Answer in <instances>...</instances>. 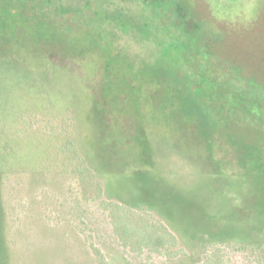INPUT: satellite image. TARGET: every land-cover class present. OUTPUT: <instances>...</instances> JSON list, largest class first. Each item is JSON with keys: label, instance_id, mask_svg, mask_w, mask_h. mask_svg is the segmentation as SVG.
Wrapping results in <instances>:
<instances>
[{"label": "rangeland", "instance_id": "1", "mask_svg": "<svg viewBox=\"0 0 264 264\" xmlns=\"http://www.w3.org/2000/svg\"><path fill=\"white\" fill-rule=\"evenodd\" d=\"M167 1L191 12L195 33L177 32L178 13L121 0L0 32V99L77 98L94 179L110 194L96 198L70 176L11 181L7 205L38 212L11 235L0 209V264H139L116 238L145 241L136 222L159 224L160 208L183 223L170 247H184L183 264H199L213 242L263 241L264 0ZM218 248L226 264H248Z\"/></svg>", "mask_w": 264, "mask_h": 264}, {"label": "trees", "instance_id": "2", "mask_svg": "<svg viewBox=\"0 0 264 264\" xmlns=\"http://www.w3.org/2000/svg\"><path fill=\"white\" fill-rule=\"evenodd\" d=\"M177 27L186 34H192L197 30L198 23L184 17ZM179 73L181 74V71ZM180 90L188 92L190 89L186 83H182ZM78 105L77 98L64 96L48 97L41 101H35L31 97L21 99V102L16 99L10 102L0 99V209L5 230L9 234L14 235L26 229L28 231L30 227L25 224L33 222L35 212H38L31 210L29 215L20 217L13 207L7 205V198L11 192L8 190L11 187L10 182H14L20 176H25L35 186L42 183L47 185L67 176L75 177L83 185L91 188L96 193V198H100L106 191L108 194L109 189L103 188L100 182L94 179L98 172L91 150L92 133L81 119ZM99 204L104 208L102 211H107L110 220L109 233L113 236L110 207L112 202L102 200ZM160 210L161 216L156 214L159 224L156 222L148 225L144 219L136 222L142 224L146 231L145 241L140 244L123 245L116 238L117 243L123 253L140 257L139 264H183L182 260L188 257L184 247L170 249L171 245L180 244V237L174 232L181 226L178 227L175 223H183L172 211H162V208ZM151 215L155 217V214ZM186 230L189 228L186 227ZM68 231L69 227L61 232L63 239H67ZM261 233L264 234V230ZM261 237L263 241L256 244L213 242L199 264H226L222 259L223 254L216 253L221 249L218 248L221 245L240 252L246 259L248 258V264H264V235ZM211 247L217 248L211 251ZM154 255L160 258L156 263L151 261Z\"/></svg>", "mask_w": 264, "mask_h": 264}, {"label": "flooded vegetation", "instance_id": "3", "mask_svg": "<svg viewBox=\"0 0 264 264\" xmlns=\"http://www.w3.org/2000/svg\"><path fill=\"white\" fill-rule=\"evenodd\" d=\"M125 3L134 2L138 4L137 6L147 7L152 14L154 13V8L162 6L166 10V14L170 17L173 13H178L180 16H184L187 20H197L191 14V12H186L187 9L181 7L180 5H171L167 0H121ZM79 5H98L100 3H105L108 5H115L114 7L120 6L116 5L115 0H0V32H5L8 35L17 31L18 28H26V24L31 25L37 21L47 22L50 19H67L71 13L72 4ZM173 7L172 14L168 13ZM73 13V12H72ZM183 17V18H184ZM178 25L176 24V27ZM13 28V32L10 30ZM30 31V29H28ZM24 31V30H23ZM177 32L179 34L188 35L181 31L177 27ZM16 33L12 34L14 36ZM25 36H28L24 32Z\"/></svg>", "mask_w": 264, "mask_h": 264}]
</instances>
